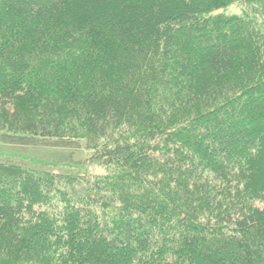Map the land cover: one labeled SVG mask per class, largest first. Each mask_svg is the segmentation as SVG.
Masks as SVG:
<instances>
[{"label": "trees", "instance_id": "16d2710c", "mask_svg": "<svg viewBox=\"0 0 264 264\" xmlns=\"http://www.w3.org/2000/svg\"><path fill=\"white\" fill-rule=\"evenodd\" d=\"M0 145V264H264V0H0Z\"/></svg>", "mask_w": 264, "mask_h": 264}, {"label": "rangeland", "instance_id": "374dc122", "mask_svg": "<svg viewBox=\"0 0 264 264\" xmlns=\"http://www.w3.org/2000/svg\"><path fill=\"white\" fill-rule=\"evenodd\" d=\"M242 11V4L240 3H236V4H233L231 6H228L224 9H220L218 11H215V13H224L226 15H238L240 14ZM0 151L2 152H7V153H13V152H16L17 150H14V149H11L7 146H2L0 145ZM16 153H19V154H24V155H27V156H30V157H38V158H45L47 159L48 157H51L52 155V151H49V150H29L27 152H16ZM4 154V153H3ZM88 152L85 151V150H81L80 154L78 155L80 157V159H84L86 156H87ZM14 156H19L18 154L17 155H14ZM21 157V156H20ZM87 168H88V171L90 174H103L104 173V169H105V163L104 162H89L87 163ZM3 264V263H2Z\"/></svg>", "mask_w": 264, "mask_h": 264}]
</instances>
